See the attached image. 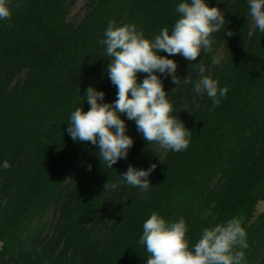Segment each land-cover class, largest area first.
Returning a JSON list of instances; mask_svg holds the SVG:
<instances>
[{"label":"trees","instance_id":"trees-1","mask_svg":"<svg viewBox=\"0 0 264 264\" xmlns=\"http://www.w3.org/2000/svg\"><path fill=\"white\" fill-rule=\"evenodd\" d=\"M79 1L10 0L11 18L0 19V264H147L139 241L153 212L169 222L183 217L190 248L204 228L243 217L241 264H264V210L257 212L264 198V33L248 0H206L225 24L196 61L158 53L177 63L178 87L156 74L178 110L173 115L192 132L187 149L149 144L118 113L134 143L113 168L102 165L96 145L67 132L76 108L90 110L89 86L105 93L101 103L117 99L111 57L99 41L113 20L135 24L150 40L164 27L171 32L184 0H85L72 14ZM201 60L205 75L228 88L219 104L183 83L189 73L197 80ZM148 75L137 73V83ZM153 164L146 191L120 178L130 165ZM107 182L117 187L104 190Z\"/></svg>","mask_w":264,"mask_h":264},{"label":"clouds","instance_id":"clouds-1","mask_svg":"<svg viewBox=\"0 0 264 264\" xmlns=\"http://www.w3.org/2000/svg\"><path fill=\"white\" fill-rule=\"evenodd\" d=\"M248 4L255 25L264 33V0H248ZM11 8L10 0H0V19H10ZM176 12L179 18L171 32L164 27L154 39L145 38L135 24L118 26L113 20L108 22L104 38L99 41L105 46L106 56L111 57L107 74L117 88V99L114 104L101 103L105 93L89 86L85 97L90 110L85 112L82 107L76 108L70 115L67 132L74 141L96 145L102 165L108 168H113L118 160L126 159L134 143L133 138L125 134L126 124L118 113H125L129 120H134L137 130L149 144L156 142L161 148L175 152L189 146L192 132L173 115L178 110L169 101L156 74L170 75L172 83L178 87L181 81L176 75L177 63L158 53L180 54L189 62L196 61L202 51L212 50L210 36L224 27L225 16L218 7H209L206 0H184L177 5ZM225 35L232 36L233 33L225 31ZM196 68L197 80L193 82L189 73L183 83H194L196 93L206 92L214 105L219 104V98L226 96L228 88H219L218 80L205 75L202 60ZM141 72L149 75L138 84L137 73ZM10 166L8 161L3 162L4 169ZM155 168L153 164L147 170H137L130 165L120 178L128 185L146 191L151 184L148 177ZM108 187L115 189L117 184L107 182L104 190ZM242 222L243 217L234 216L224 223L206 227L190 248L189 228L183 217L169 222L153 212L143 223L139 242L149 253L147 264H241L244 253L237 249L248 247Z\"/></svg>","mask_w":264,"mask_h":264},{"label":"rangeland","instance_id":"rangeland-1","mask_svg":"<svg viewBox=\"0 0 264 264\" xmlns=\"http://www.w3.org/2000/svg\"><path fill=\"white\" fill-rule=\"evenodd\" d=\"M85 0H80L72 9V14L75 13L80 7L81 5L84 3ZM184 60H186L184 57H183ZM187 61V60H186ZM264 210V198L259 202V204L257 205V212L260 213ZM0 246H1V243H0Z\"/></svg>","mask_w":264,"mask_h":264}]
</instances>
